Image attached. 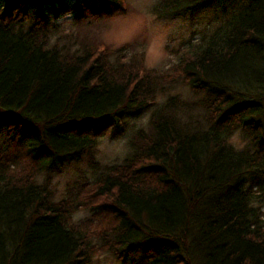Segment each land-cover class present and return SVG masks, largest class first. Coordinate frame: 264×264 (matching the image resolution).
Listing matches in <instances>:
<instances>
[{"label": "trees", "instance_id": "trees-1", "mask_svg": "<svg viewBox=\"0 0 264 264\" xmlns=\"http://www.w3.org/2000/svg\"><path fill=\"white\" fill-rule=\"evenodd\" d=\"M242 5L147 69L95 37L122 0H0V264H264V0ZM107 130L127 153L101 163ZM69 162L90 177L55 198L40 173Z\"/></svg>", "mask_w": 264, "mask_h": 264}, {"label": "rangeland", "instance_id": "rangeland-1", "mask_svg": "<svg viewBox=\"0 0 264 264\" xmlns=\"http://www.w3.org/2000/svg\"><path fill=\"white\" fill-rule=\"evenodd\" d=\"M213 1H216L214 3L221 2L220 0ZM223 1L221 5L213 3L191 13L159 18L151 10L155 0H122L123 8L103 13V19L97 27L93 28V31L96 32L95 37L99 41L112 48L129 44L128 50H125L127 56L132 53L133 55L141 54L142 64L147 69L163 68L168 65L172 57L170 49L177 48L188 39L199 38L202 34L212 32L237 13L238 9L242 10L244 7L242 4L248 0ZM74 16V12L68 9L55 22H64L65 25H69ZM147 117L148 114H141L131 117L130 121L139 124ZM106 135L113 136V138L102 137L96 158L101 163L122 159L127 153L125 139L116 138L112 130H107ZM98 140L100 141V138ZM231 140L235 145H244L240 133L234 134ZM48 176L53 184L55 198H59L63 195L66 183L85 178V176L90 177V172L83 162H69L59 169L42 171L39 179L44 181ZM142 254L143 248L137 247L133 257L138 259ZM90 264H128V262L103 253L93 258Z\"/></svg>", "mask_w": 264, "mask_h": 264}]
</instances>
